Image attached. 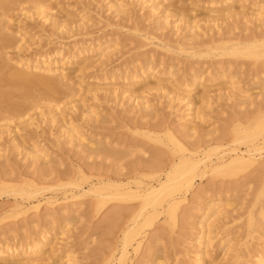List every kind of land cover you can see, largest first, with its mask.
<instances>
[{
  "label": "rangeland",
  "instance_id": "1",
  "mask_svg": "<svg viewBox=\"0 0 264 264\" xmlns=\"http://www.w3.org/2000/svg\"><path fill=\"white\" fill-rule=\"evenodd\" d=\"M30 1H11L6 10L0 9V38L5 36L12 43L0 48V77L7 78L15 69L18 55L31 52L53 53L71 62L64 63L62 85L50 80L61 86L54 85L55 94L48 96L41 83L20 81L5 86L10 92L8 104L17 106L18 112L0 108V184L29 181L43 189L34 199L13 194L7 187L0 189V251L8 244L13 250L29 247L43 233L52 236L33 254L0 258V264H194L198 250L202 251L203 264H232L230 252H222L226 240L248 255L237 263L244 264L264 243V218L254 217L251 228L246 227L249 212H256L264 200V195L257 198L252 179L264 154L254 156L247 171L237 175L205 164L222 149H244L232 138L233 126L245 122V117L252 119L256 112H251L254 102H242V94L250 88L249 98L255 103L264 97V89L258 93L264 88V17L252 15L264 0H233L225 6V0H165L156 9L152 8L154 0V4L152 0H47L52 14L46 15V20L44 14L30 9ZM113 4L123 8L115 11ZM240 9L246 14L230 16ZM213 17L219 19L213 21ZM54 19L64 23L59 30L54 28ZM19 28L22 34L16 33ZM223 34L253 35L259 41L252 49L234 54L202 50L206 44L200 43L202 39L214 37L215 43ZM22 43L29 45L27 50H18ZM191 43L196 44V52L180 48ZM100 51L105 55L99 57ZM143 65L152 67L157 75L137 81L133 94L127 80ZM196 71L206 80L190 96L194 116L185 117L186 100L177 95L184 87L176 91L171 86L188 83ZM228 79H235L232 82L238 89L234 85L235 89L229 90L232 82ZM238 90L242 96L237 97ZM201 91H209L206 105L199 101ZM138 92L146 97L144 101L137 97ZM56 101L67 113L68 123L50 117L46 107ZM185 121L200 130L186 135ZM71 126L104 144L110 153L84 151V146L67 136ZM168 131L181 148L197 143L207 149L208 156L190 190L178 195L174 218L164 209L151 212L147 219L138 216L141 198L107 199L97 209L94 194L88 189L90 183L123 184L125 177L149 182L156 172L169 166L171 158L178 159L180 147L169 139ZM32 146L42 148L49 158H33L29 152ZM62 209L74 212L66 220L55 219ZM113 215L117 218L114 222ZM200 223L204 225L202 232ZM136 228L138 234L122 256L125 236ZM204 239L209 240V252L202 245Z\"/></svg>",
  "mask_w": 264,
  "mask_h": 264
},
{
  "label": "bare ground",
  "instance_id": "2",
  "mask_svg": "<svg viewBox=\"0 0 264 264\" xmlns=\"http://www.w3.org/2000/svg\"><path fill=\"white\" fill-rule=\"evenodd\" d=\"M11 1H16V0H0V9L6 10L9 7V4ZM31 1H32V3H30L31 4L30 9H34L35 14H44L45 15V16L43 15L44 20L48 19V17H46V15L52 14V13L49 11L51 9L48 6L49 4L47 3V0H31ZM146 1H151V0H146ZM154 1H157V2L154 4V2L152 0V2L154 4L152 6V8L156 9V6L160 5L161 2H163L165 0H154ZM231 1H233V0H225L224 6H225V4L230 3ZM237 1L242 2L245 0H237ZM113 6H116L115 11H116V8H119V10L123 8L122 7L123 5L121 6V5H117V4L114 5L113 4ZM257 9H258V11L255 13H252V15L254 14V16H256V18H258V19L263 18L264 17V5L260 4ZM240 10H241L240 12L234 11L231 13V15L230 14L229 15L235 16V15H239V14H246L244 11H242V9H240ZM124 12H126V11L124 10ZM160 14H162V13H160ZM241 16H245V15H241ZM164 17H163V19H164ZM160 18H161V16H160ZM219 18H221V17H219ZM219 18L213 17L211 19L213 21H216ZM231 18H233V17H231ZM160 21H162V20H160ZM163 22H164V20H163ZM62 23L58 20H55V19L53 20L54 28L57 30L60 29ZM158 24H162V23H158ZM63 25H64V23H63ZM194 26L192 28H194ZM190 28H191V26H190ZM16 33L22 34V30H20V28H19V29H17ZM196 33L198 34V32H195V34ZM193 37H195V35ZM20 38L24 39L23 36ZM217 39H219L220 41L215 42V43H213L215 40L214 37H208L207 39H202L200 41V43L201 42L206 43L205 48L203 49V47L200 46L201 44L198 46H200L203 51L204 50L207 51V50H216V49L218 50L219 49L221 54H227V53L234 54L237 51H239L240 49H245V50L252 49L251 47H254L257 44V42L259 41L253 35H251V37L245 36V35L241 37V36H236V35H224L223 34L222 36H220ZM9 41H11V40H9V38H7L5 36H1L0 48H3L4 46H6L8 44L11 45L12 43ZM183 44H181V45H183ZM196 44H199V40L196 41ZM196 44H192L191 46L190 45L184 46L185 45L184 44L183 46L180 45L181 46L180 48L181 49H183V48L184 49H190V50H192V52H196V50H194V48L196 47L195 46ZM198 46H197V48H198ZM28 47H29V45H26L23 43L20 45H17L18 50H27ZM220 53H218V54H220ZM52 54L50 53L47 55H42V54L36 55V54L31 52V53H27V54H23V55H18L14 59L15 63L13 64V69H14V65H15V69L13 71H11V73L9 74V76H7V78L6 77L3 78L2 76L0 77V108L2 106H4V108L8 107V108L12 109L13 111H17V106H12V105L8 104V98L10 96V92L5 90V86L6 85H13V84L16 85V83L20 82V81L23 83L25 82L26 84L27 83H31V84L41 83V84H43V87L45 86L44 88L46 90L47 95L50 94V92L55 94V90H57V88L61 87V86H57V84L58 85L63 84V83L61 84V78L65 76L64 74H66V69L64 67V63H66V62L69 63L71 61L65 60L66 58H64L63 56L62 57H59V56L56 57V56H54V54L53 55ZM103 55H105V53L100 51L99 57H101ZM146 65H148V64H146ZM143 66H145V65H143ZM21 67L29 68L30 70H27V69L23 70L22 69L23 71H21L20 70ZM139 70H140V72L138 74L134 72L135 74L131 75L129 77V79L127 80V82L129 81V85L131 87V88L129 87V89L133 90V91H131L133 94L135 92V89H132V86L137 81L142 80L145 77H152V76L155 77L157 75V74L155 75V73L153 72L154 69L152 67L149 68V67L145 66L142 70H141V68ZM166 72H168V71H166ZM166 72H165V74H166ZM168 74H171V72L169 71L167 73V75ZM220 76H221V72H220ZM165 77H167L168 80L170 78L168 76H165ZM232 77L233 76H231V78ZM53 79H55L56 83L59 82L60 84L57 83L55 85L54 84L55 82L54 83L51 82L53 84V85H51L50 80L52 81ZM204 80H206V78L202 79V77L200 75H198L197 71H196L194 74H192L188 83H184L181 81V83H178L175 85H174V83H173V85L171 84L172 89L176 90V91L178 89H180L179 87H181V86L184 87L183 89H181L179 91V93L177 92V95H178V98L180 100H186L185 101V108H184L186 111V112L184 111L185 117L186 116H188V117L194 116V115H192V113L195 112V111H193V109H194L193 103L194 102L190 98V96H192L194 94L195 89H196V87H198V85L203 84ZM209 80H211V79H209ZM234 80L235 79H233V80L231 79L229 81L232 82ZM54 85L57 86V88ZM229 85L230 86L228 87V89L230 88L232 91H233V89L237 88L235 83H233V82L230 83ZM234 85H235V88H234ZM171 87H170V89H168V91L171 90ZM161 88H163V87H161ZM129 89H125V90L128 91ZM262 89H264V88L261 87L259 89L260 91H258V93H262V91H263ZM94 91L96 92L95 89H94ZM169 92H172V91H169ZM234 92H235L234 97H236L237 92L235 90H234ZM251 92L252 91H250V88L247 89L244 92L245 94H242L244 96V98H241V99H243L242 102L243 101H246V102L248 101L249 103L254 102L253 104H255V107L251 112H256V115L252 119L245 117L244 119H245L246 123L243 122V123L235 124L233 126V130H232V138L235 141L242 143L244 145V149L240 150V151H238L235 148L222 149L220 152L217 153L218 155L215 157V159H210L209 162L205 164V166H208L211 169L222 168L225 172H227L228 175H237V174L245 173L247 171V169L252 165V163L254 161L253 160L254 156L258 155V157H260L264 154V109H263L264 108V104H263L264 97H261L260 101L255 103L254 98L250 99L251 98L250 96L252 94ZM72 93L73 92H71V94ZM74 94H76V93H74ZM133 94L131 96H134ZM240 95H241V92L239 95L237 94V97ZM263 95H264V91H263ZM137 97L140 99L142 98L141 100H143L144 98L146 99V97L140 92H138ZM208 97H210L209 91H201L198 98H199V101L201 100L200 102H203V104H205L206 103L205 99H208ZM50 99H52V98H50ZM204 100H205V102H204ZM143 101H141V102H143ZM240 102H241V100H240ZM147 103H149V102H147ZM54 104H55L54 106L52 105V106L46 107L50 117L52 119L58 121V122H64V124H65V122L68 121V118L67 119L65 118V115L67 113L65 111H62L63 109L62 110L59 109L60 107L57 106V104H58L57 101ZM192 104H193V107H192ZM47 105H48V103H47ZM142 105L147 107L148 104H146V105L142 104ZM149 106H150V104H149ZM143 109H145V108H143ZM196 109H198V108H196ZM199 110L200 109H198V112H199ZM89 112H90V110H89ZM19 113H21V111H19ZM197 113H195V114H197ZM200 114H201V112H200ZM200 114H197V115H200ZM198 118H199V116H198ZM189 119H186V120H189ZM189 121H191V120H189ZM188 122H186L187 124L184 123L186 126L188 125L186 127V131H189V132H188V134L185 133L186 135H189L190 131H191V134H193V132H198L200 130L197 127L198 125L197 126H194V125L191 126V122H189V123ZM244 123H245V125H244ZM70 125L68 124V126H70ZM72 126H74V125H72ZM72 126L70 128L68 127L71 134H69L67 132L68 133L67 136L69 137V135H70L69 138L71 140H72V138H73V140L76 139L75 141H78L77 143H79V145L84 146L85 147L84 151H87L90 153L94 152L93 154L97 153V155H98V153L99 154L102 153L104 155L105 154L107 155L110 153L108 151V148L106 149V146L102 147V146H104V144L99 145L100 144V143L98 144L99 141H94L91 137H88L83 131H80L79 129L77 130L78 127L76 128V126H75V128H76L75 129ZM167 134L169 136V139L172 140L176 145H178V147H180L179 149L181 150V154L178 157V159L177 158H171V160L168 163L169 166L167 168H165V170H162V171L159 170L158 172H156L154 174L152 180L149 182H144L143 180H140L137 178L132 179V178L125 177V183H123V184H112L109 181L104 182L102 180L96 181L94 183H90L88 189L90 192H92L94 194L95 206L97 209L100 208L103 204H105L107 199L123 200V199L141 198V200L143 201L142 202L143 204L137 213L138 216L140 215V216H143L145 219H147L148 215L151 212H156L159 209H164L167 213V216H169L172 219L174 218V216L176 214L175 212H176L177 204L180 201L178 195H180L181 192H187L188 190H190V188L193 185V179L201 167V163L203 161H205V159H207L208 156L206 153L207 149L204 147H200L201 145H199L197 143H193V144H191L192 146H189L188 148H186V147L181 148V143L174 136V134L170 131H168ZM25 136H27V135H25ZM14 137L16 138V136H14ZM23 137H24V135H23ZM15 138L13 140H15ZM21 139L23 141V138L21 137L19 139L20 142H22ZM25 141L26 140H24V142ZM15 145H19V143H17V144L15 143ZM218 146L219 145H217L216 147H218ZM33 147L34 146H32V148H31L32 150L30 149V151H29V152H31V155L33 156V158H35L36 160L43 158V157H47L46 159L49 158V156H47L48 154L46 155L45 152L42 150V148L36 149ZM24 149H25V146H24ZM43 159L45 160V158H43ZM46 162H44V163H46ZM153 163L156 166L155 162H153ZM45 170H47V169H45ZM252 179H253V182L257 186V195L256 196H257V198H259V197L264 195V159L260 163V165L256 168L255 172L252 175ZM11 183L12 182H10V184L1 183L0 189H3V187L4 188L7 187V190L9 189V191L11 193L19 194V195H21L27 199L28 198L34 199L36 197V194L43 189L42 186L39 185L40 186L39 187L38 185L31 183L29 181L27 183H23V184L27 185V187H24L23 184H18V183L17 184H15V183L11 184ZM67 184H71L72 186H78L79 185L76 182H67ZM133 190H135L136 192ZM10 192H8V193H10ZM75 196L76 195H72L71 197H75ZM161 202H163V204ZM33 207L37 208L38 203L34 204ZM207 211H204L203 213L207 214ZM214 211H215V214H217L216 208L214 209ZM73 212H74L73 209H71V210L70 209H62L57 214L55 219L59 218L60 220H63V219L66 220L67 217L70 214H72ZM116 213L117 212H115L114 214H116ZM52 217H53V215H52ZM254 217H257L259 220H262L264 218V200L262 203L259 204V206H257L256 212H252V211L249 212V217H248V221L246 224L247 229L251 228V226L253 224L251 222H252ZM44 218L46 219V217H44ZM199 219L201 222L202 219L201 218H199ZM116 220H117L116 216L113 215L111 221L114 222ZM202 227H204V225L201 226L200 232L203 231ZM138 229L139 228L133 229L132 231L128 232V234H126L125 246H123V248L121 250L122 256H124V254H126V252H127L126 246L128 244H131V240H135V236L138 234ZM206 230H209V228ZM205 232H207V231H205ZM43 234H42V236L39 235L40 237L38 236L36 238V240L33 242V244L30 245L29 247L27 246L26 248H23V247L19 246V248H20V249L18 248L19 250L16 248H15L16 250L15 249L13 250L11 247H9V244H8L6 249L3 250V248H2V250L0 251V258L5 259V257H8V258L11 257L12 258L14 256H19V257L23 258L24 255L33 254L34 252L37 251V249L41 245L45 244L49 240V238L52 236L49 233L48 234L46 233L44 235ZM201 235H199V236H201ZM206 239H208V238H206ZM204 242L205 243L203 244V241H202V245L204 246V248L207 247V250L209 252V249H210V248L208 249V246L210 245L209 240H205ZM198 243L200 244V242H198ZM137 244H138V242H137ZM206 245H208V246H206ZM2 247H4V245H2ZM200 247H199V249H200ZM222 250H223L222 251L223 254H229V252H230L231 260H229V261H231L232 264L241 263V261H242L241 259H243L242 257L245 255V252H244V254H242L243 253L242 251L240 252V250H238V249L235 250V246H233L229 240H226V242L224 243V245L222 247ZM201 252H202L201 250H198L195 253L196 254L195 258L193 257L194 261H195L194 264H203L202 262L204 261L203 260L204 257H202ZM206 254H207V252H205V255ZM12 263H14V262H9L8 264H12ZM19 264H20V262H19ZM244 264H264V243L262 245H259V247L256 249L255 253H253L250 257H248L247 261Z\"/></svg>",
  "mask_w": 264,
  "mask_h": 264
}]
</instances>
